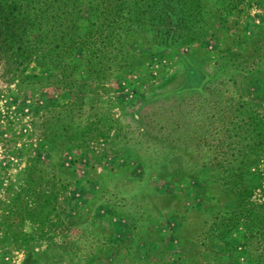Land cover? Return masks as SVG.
I'll use <instances>...</instances> for the list:
<instances>
[{
  "label": "rangeland",
  "instance_id": "rangeland-1",
  "mask_svg": "<svg viewBox=\"0 0 264 264\" xmlns=\"http://www.w3.org/2000/svg\"><path fill=\"white\" fill-rule=\"evenodd\" d=\"M206 1L187 34L123 23L101 71L76 49L68 88L0 57V264H264L221 179L245 152L247 207L264 203V0Z\"/></svg>",
  "mask_w": 264,
  "mask_h": 264
},
{
  "label": "trees",
  "instance_id": "trees-1",
  "mask_svg": "<svg viewBox=\"0 0 264 264\" xmlns=\"http://www.w3.org/2000/svg\"><path fill=\"white\" fill-rule=\"evenodd\" d=\"M83 6L88 9L87 26L80 34ZM227 6L235 8V0H230ZM211 9L206 0H0V57L22 74L31 63L49 66L58 74L54 84L68 88L75 83L74 51L81 49L87 54L85 66L89 74L101 71V62L96 60L100 51L96 43L119 42L123 23H144L152 28L162 26L169 31L173 23L175 30L187 34L192 32L194 23H213L208 17ZM127 35L130 36L131 31L124 37ZM25 78L31 77L25 75ZM255 114L257 119L250 118L252 128L250 126L248 131L256 132L252 143L259 151L264 144V113ZM252 143L247 146L251 147ZM240 155L238 165L245 160V152ZM226 165L231 166V161ZM226 165L221 179L229 185L226 188L237 203L243 204L245 229L250 232L253 228L264 229V203L251 202V208L247 207L248 198L253 190L262 188V181L250 184L241 167L226 168ZM262 191L264 195V188Z\"/></svg>",
  "mask_w": 264,
  "mask_h": 264
}]
</instances>
